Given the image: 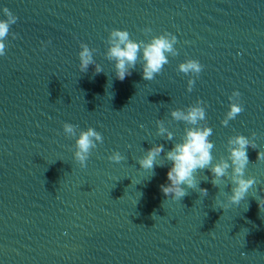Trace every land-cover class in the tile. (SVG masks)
<instances>
[{
    "label": "water",
    "instance_id": "95a60500",
    "mask_svg": "<svg viewBox=\"0 0 264 264\" xmlns=\"http://www.w3.org/2000/svg\"><path fill=\"white\" fill-rule=\"evenodd\" d=\"M0 7L15 18L0 54V264H264V0ZM113 29L141 47L159 35L175 42L151 79L138 49L119 80L107 54ZM188 59L199 72L180 71ZM230 102L242 108L233 118ZM190 106L203 109L195 124L171 115ZM88 128L99 139L81 162L75 141ZM189 128L210 129L212 159L174 198L160 189L166 153ZM236 136L248 141L243 178L253 184L233 203ZM156 145L152 168H142ZM221 161L229 167L214 177Z\"/></svg>",
    "mask_w": 264,
    "mask_h": 264
},
{
    "label": "clouds",
    "instance_id": "9594fccd",
    "mask_svg": "<svg viewBox=\"0 0 264 264\" xmlns=\"http://www.w3.org/2000/svg\"><path fill=\"white\" fill-rule=\"evenodd\" d=\"M0 12L3 13V18H0V54L4 48L2 43L3 38L8 35L9 26L14 22V16L7 7H0ZM111 45L108 49V56L114 58L116 78L123 80L127 66H131L137 59L138 49L141 52L143 59L141 75L144 79H151L152 74L159 71L160 67L166 62L165 52L172 50V43L175 42V37L169 38L167 35L154 36L152 39L141 47L138 43L129 39L128 33L122 29H113L110 33ZM81 68L87 66L91 62V57L88 49L82 46L79 52ZM200 63L196 59H188L179 65L182 72H199L201 69ZM99 71V68H96ZM192 81H189L191 84ZM239 93L232 91L229 100L232 97H238ZM242 110L241 106L234 102H230L228 106L227 116L229 118L235 117ZM171 115L175 118L183 119L191 124H195L197 120L203 119V109L198 106H190L186 111H172ZM66 131L71 132V126L65 124ZM163 131V129H161ZM210 135L208 128H189L185 131L184 138L181 142L176 143L166 153V158L171 161L170 167L165 172L167 184H161L160 189L162 193L168 195L172 193L174 198H181L185 195L184 189L181 185L193 186V172L197 168H205L209 165L212 157L210 149L211 142L207 140ZM99 139V135L91 128L82 130L76 138V152L75 158L81 162L84 161L89 148L92 146V139ZM235 146L230 149V159L234 166L235 176L233 177L234 187L231 189L230 200L233 203L239 202L248 188L253 184L252 179L243 178V168L247 163L246 145L247 139L244 136H236L233 141H230ZM161 151V146L156 145L146 151L143 158L138 160L140 166L144 169H151L153 162ZM259 156V154H258ZM119 160L118 155L111 157ZM229 167L228 163L221 161L213 164L210 172L214 177L222 176L225 169ZM216 183L215 180L212 181ZM201 189V192H204ZM264 203V201H262ZM261 206L258 204V207Z\"/></svg>",
    "mask_w": 264,
    "mask_h": 264
}]
</instances>
